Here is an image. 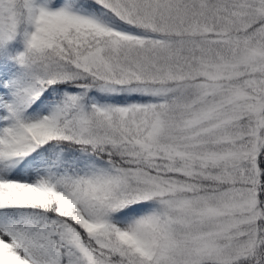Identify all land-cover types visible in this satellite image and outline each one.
I'll use <instances>...</instances> for the list:
<instances>
[{
	"label": "snow or ice",
	"instance_id": "snow-or-ice-1",
	"mask_svg": "<svg viewBox=\"0 0 264 264\" xmlns=\"http://www.w3.org/2000/svg\"><path fill=\"white\" fill-rule=\"evenodd\" d=\"M0 264H264V0H0Z\"/></svg>",
	"mask_w": 264,
	"mask_h": 264
}]
</instances>
